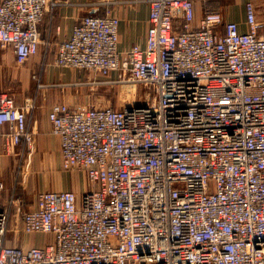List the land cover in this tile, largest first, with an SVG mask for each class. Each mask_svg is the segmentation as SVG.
I'll return each instance as SVG.
<instances>
[{
	"label": "built area",
	"instance_id": "2783aa9c",
	"mask_svg": "<svg viewBox=\"0 0 264 264\" xmlns=\"http://www.w3.org/2000/svg\"><path fill=\"white\" fill-rule=\"evenodd\" d=\"M146 1L145 44L121 51L110 1L89 2L104 15L61 40L40 29L52 0H0V46L19 65L52 54L127 94L123 107L52 105L62 170L87 188L0 208V264H264V20L252 1L245 31L215 0ZM32 110L0 93V156L33 152Z\"/></svg>",
	"mask_w": 264,
	"mask_h": 264
},
{
	"label": "crops",
	"instance_id": "0c3cea01",
	"mask_svg": "<svg viewBox=\"0 0 264 264\" xmlns=\"http://www.w3.org/2000/svg\"><path fill=\"white\" fill-rule=\"evenodd\" d=\"M91 1L94 0H52L54 4L40 26L43 38L49 37L54 27L58 25L61 27L60 39H69L74 26L83 15L89 12L104 15L106 6L90 8L89 2ZM96 1L112 2L109 8L120 19L119 49L121 51H127L133 45L144 46L150 15L146 0ZM248 1L255 4L258 17L264 20V0H215L210 5L222 11L225 21H235L245 31L247 28L245 24L246 3ZM195 13L198 23L203 15V6L200 2L195 4ZM53 59L52 54L44 58L40 52L32 56L27 63L18 65L13 50L0 46V93L9 94L20 106L26 103L33 105L29 126L35 134V146L31 154L17 150L10 156L3 155L0 157V182L3 181L4 183L5 189L2 191L5 192L4 194L14 187L12 178L20 159L27 160V162L30 160L45 162L46 170L49 171L47 174L49 178L63 177L61 186V183L54 184L52 182L50 189L43 190L73 189L81 192L87 188V178L83 173H78L75 178L67 174L63 175L58 171L59 167L61 168V144L60 139L52 134L51 123L48 118L52 103L58 99L57 94L53 92V87L59 88L58 84H69L78 78L80 80L81 75L73 70H59ZM44 60L46 61L44 62ZM37 71L42 72V74H39L40 80H35L38 82L33 84L32 75ZM43 82L48 83V85ZM63 88H67V86ZM7 202L8 200L0 205V208H4ZM37 236L40 235L23 236L22 242L31 244V242H27L29 238H36ZM32 242L34 243V241Z\"/></svg>",
	"mask_w": 264,
	"mask_h": 264
},
{
	"label": "rangeland",
	"instance_id": "374dc122",
	"mask_svg": "<svg viewBox=\"0 0 264 264\" xmlns=\"http://www.w3.org/2000/svg\"><path fill=\"white\" fill-rule=\"evenodd\" d=\"M94 2V1H92ZM47 56V55H46ZM46 58L45 56H43ZM46 60H44L45 62ZM19 65V64H18ZM59 70H65L62 68H59ZM67 70H73V69H67ZM81 76V79H75L74 81L70 82L69 84H58L59 88L53 87V92L57 94L58 99L55 100L54 103L62 102L66 103L68 105L73 106H115V107H123L126 105V92L122 90L120 86H117V84H105L104 79L99 78L97 76L94 78V74H91L87 71H77ZM42 74V72L37 71L34 75H32V81L33 84L37 83L35 80L39 79V74ZM40 80V79H39ZM45 85H48V83L43 82ZM64 86H67V88H63ZM143 90L142 86H136L134 90L131 92V97H133L134 94H139ZM2 93V92H1ZM141 100L143 99V96L140 97ZM52 107V106H51ZM51 109V108H50ZM22 152V151H21ZM23 153V152H22ZM3 155L10 156L6 153H1ZM22 155V154H20ZM0 156V157H1ZM28 156V154H27ZM34 156V154H33ZM21 161V162H20ZM62 168V167H61ZM59 167L58 171L65 175L73 176L76 178V175L78 173H70L65 172L61 170ZM56 171V170H55ZM49 171L46 170V163L40 162L39 160H36L33 162V160H30V162L27 160H19L15 175L12 178L13 186L11 189H9L8 193L4 194L5 192H2L3 190H0V205H3L6 200H8L6 206H8L12 200H15L17 198L18 203H22V201L26 200V206L30 208L32 207L33 203L35 202L37 194L40 192V190L43 189H50L52 182L54 184H60L62 185V178L63 177H54L49 178L47 176ZM72 177V178H73ZM0 183H3L1 181ZM4 184V183H3ZM5 187V186H4ZM73 190V189H72ZM79 192V191H76ZM82 192V191H81ZM5 206V207H6ZM45 236H37L36 238H29L27 241L28 243H34L37 245H41L45 241Z\"/></svg>",
	"mask_w": 264,
	"mask_h": 264
}]
</instances>
